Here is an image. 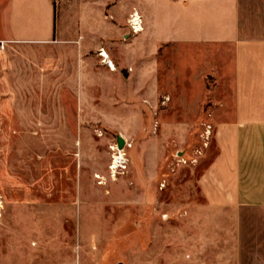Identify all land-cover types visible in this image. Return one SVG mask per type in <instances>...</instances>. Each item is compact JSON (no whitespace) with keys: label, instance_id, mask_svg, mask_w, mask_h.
I'll list each match as a JSON object with an SVG mask.
<instances>
[{"label":"crops","instance_id":"1","mask_svg":"<svg viewBox=\"0 0 264 264\" xmlns=\"http://www.w3.org/2000/svg\"><path fill=\"white\" fill-rule=\"evenodd\" d=\"M134 13L143 23L137 34L129 26ZM1 41L7 44L0 50V93L39 96L25 99L24 111L41 126L130 127L135 130L119 129L117 138L139 137L155 124L160 95L178 92L176 80L186 101L196 80L205 85L213 76L221 118L212 125L215 156L197 180V214L208 218L200 230L212 231L216 264H264V0H61L58 8L55 0H0ZM101 48L114 70L102 63ZM48 111L55 123H48ZM167 125L183 128L180 138L187 140L193 122ZM147 152L136 155L142 213L160 205L146 194L158 181L159 153ZM162 235L151 232V264H209L192 262L187 233L179 250L177 232L168 231L167 253L161 252ZM26 245L13 257L0 256V264H100L75 244L57 243L50 251Z\"/></svg>","mask_w":264,"mask_h":264},{"label":"rangeland","instance_id":"2","mask_svg":"<svg viewBox=\"0 0 264 264\" xmlns=\"http://www.w3.org/2000/svg\"><path fill=\"white\" fill-rule=\"evenodd\" d=\"M60 4L61 0H55L57 8ZM168 65L164 59L165 89ZM176 82V94L160 95L155 124L139 137L128 138L132 143L129 173L115 181L108 173L110 145L121 135L119 129L135 128L41 126L32 111H24L25 99L36 102L39 96L0 93V256L6 259L14 251L22 253L27 243L47 251L59 243L77 245L100 264H151L155 228L163 234L161 252L167 253L164 235L168 231L177 232L179 250L187 233L193 237L192 262L216 264L218 249L212 231L200 230L201 221L208 218L197 214L196 203H201L197 180L216 153L213 126L221 118L217 112L221 104L212 95L213 76L205 79V85L196 80L186 101L183 82ZM8 98L12 100L6 103ZM46 113L48 123H55V112ZM183 118L193 122L186 128L187 140L180 138L183 128L167 125ZM22 119L35 126L23 125ZM138 150H148L149 156L155 150L159 153L155 161L160 162L155 189L146 191L160 205L145 207L143 213L137 206ZM207 225L210 229L209 221ZM201 234L207 236L203 242ZM142 250L144 255L139 254Z\"/></svg>","mask_w":264,"mask_h":264},{"label":"built area","instance_id":"3","mask_svg":"<svg viewBox=\"0 0 264 264\" xmlns=\"http://www.w3.org/2000/svg\"><path fill=\"white\" fill-rule=\"evenodd\" d=\"M143 23L137 13H134L130 20L129 26L133 34H137L143 30ZM7 42H0V50H5ZM99 56L102 58V63L108 66L110 69H115L113 63L109 59L104 48L99 50ZM124 139V138H123ZM132 149V143L124 139L123 147L119 146L118 138L113 144L110 145L111 150V164L109 165V176L112 180H118L125 177L129 173L130 159L129 150Z\"/></svg>","mask_w":264,"mask_h":264},{"label":"water","instance_id":"4","mask_svg":"<svg viewBox=\"0 0 264 264\" xmlns=\"http://www.w3.org/2000/svg\"><path fill=\"white\" fill-rule=\"evenodd\" d=\"M118 143H119V146L120 147H123V145H124V139H123V137H121V136L118 137Z\"/></svg>","mask_w":264,"mask_h":264}]
</instances>
